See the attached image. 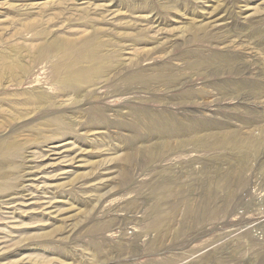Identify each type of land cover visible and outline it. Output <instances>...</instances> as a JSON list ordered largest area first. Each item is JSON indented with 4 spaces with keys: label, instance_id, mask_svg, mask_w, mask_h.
I'll list each match as a JSON object with an SVG mask.
<instances>
[{
    "label": "rangeland",
    "instance_id": "1",
    "mask_svg": "<svg viewBox=\"0 0 264 264\" xmlns=\"http://www.w3.org/2000/svg\"><path fill=\"white\" fill-rule=\"evenodd\" d=\"M0 54V264H264V0H0Z\"/></svg>",
    "mask_w": 264,
    "mask_h": 264
},
{
    "label": "bare ground",
    "instance_id": "2",
    "mask_svg": "<svg viewBox=\"0 0 264 264\" xmlns=\"http://www.w3.org/2000/svg\"><path fill=\"white\" fill-rule=\"evenodd\" d=\"M26 27L31 31L34 27H36V24H34V22H29L26 24ZM95 32L97 33L98 30L94 29L93 33ZM99 47L100 43H96L94 41L91 42L89 38H85L80 44L76 41V39H61L57 37L50 38L44 40L43 44L32 52V54H34L33 61L36 62L39 59H45L51 62V60H56L53 63V68L55 69L54 71L56 72L58 82L61 84L62 88L68 87L73 91H80L85 85L92 84L96 79L102 77L106 73V70L112 66L111 63L113 61L108 62L103 61V59L99 61L100 59H98L97 62H92V60H95L94 58L98 55L90 50H98ZM9 58L10 57L8 55L0 54V82L8 78H12V80L19 82L21 80L20 72L24 69V66L14 58L11 60ZM87 62L88 64L90 63V65L85 68L83 64ZM207 63L209 62L197 57V59L192 61L190 68L203 70L206 68ZM63 90L64 89H62V91ZM0 101H4V99H0ZM47 102L48 97L44 94H38L35 99V103H38L39 105H43ZM50 125L51 124L48 126ZM174 126L175 125L170 124L168 126L165 125L164 131L176 132ZM176 133L183 134L184 130ZM6 146L9 145L7 144ZM3 148L4 143H0V150Z\"/></svg>",
    "mask_w": 264,
    "mask_h": 264
}]
</instances>
